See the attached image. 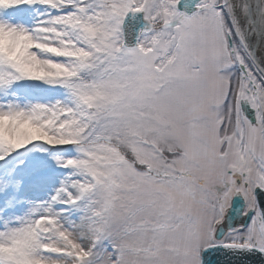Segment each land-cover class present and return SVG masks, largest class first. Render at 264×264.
I'll return each instance as SVG.
<instances>
[{
  "label": "snow or ice",
  "instance_id": "6c2138e0",
  "mask_svg": "<svg viewBox=\"0 0 264 264\" xmlns=\"http://www.w3.org/2000/svg\"><path fill=\"white\" fill-rule=\"evenodd\" d=\"M264 264V0H0V264Z\"/></svg>",
  "mask_w": 264,
  "mask_h": 264
},
{
  "label": "water",
  "instance_id": "95a60500",
  "mask_svg": "<svg viewBox=\"0 0 264 264\" xmlns=\"http://www.w3.org/2000/svg\"><path fill=\"white\" fill-rule=\"evenodd\" d=\"M210 264H258L253 258L227 256L223 253L209 254Z\"/></svg>",
  "mask_w": 264,
  "mask_h": 264
}]
</instances>
